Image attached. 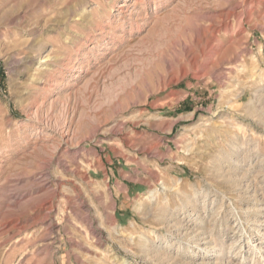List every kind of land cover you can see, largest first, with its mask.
Returning <instances> with one entry per match:
<instances>
[{"label": "rangeland", "instance_id": "rangeland-1", "mask_svg": "<svg viewBox=\"0 0 264 264\" xmlns=\"http://www.w3.org/2000/svg\"><path fill=\"white\" fill-rule=\"evenodd\" d=\"M0 264H264V0H0Z\"/></svg>", "mask_w": 264, "mask_h": 264}]
</instances>
